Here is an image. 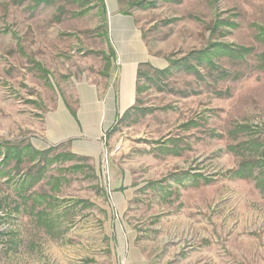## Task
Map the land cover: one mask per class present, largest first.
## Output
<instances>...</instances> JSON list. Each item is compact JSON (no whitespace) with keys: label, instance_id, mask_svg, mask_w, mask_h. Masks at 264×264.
I'll return each mask as SVG.
<instances>
[{"label":"rangeland","instance_id":"obj_1","mask_svg":"<svg viewBox=\"0 0 264 264\" xmlns=\"http://www.w3.org/2000/svg\"><path fill=\"white\" fill-rule=\"evenodd\" d=\"M100 3L0 0V143L35 150L56 101L83 78L103 79L113 46ZM119 3L165 67L142 65L101 163L72 158L65 145L40 150L42 180L24 190L25 173L42 164L0 163V264L81 256L83 225L99 232L105 221L124 222L150 264H264L262 165L241 167L264 161V0ZM215 43L255 53L200 62L196 53ZM112 234L127 253L126 231Z\"/></svg>","mask_w":264,"mask_h":264},{"label":"crops","instance_id":"obj_2","mask_svg":"<svg viewBox=\"0 0 264 264\" xmlns=\"http://www.w3.org/2000/svg\"><path fill=\"white\" fill-rule=\"evenodd\" d=\"M104 1L109 40L113 46L111 54L106 56L108 69L101 73L103 79L97 82L85 78L75 82L71 92L44 114L41 134L38 135L40 145L35 147L38 150L65 145L68 153L101 163L109 147L108 133L118 118L135 103L140 68L145 64L165 67L150 53L134 17L121 11L119 0ZM120 222L105 221L99 232L91 231V223L83 225L85 228L79 232L83 243L81 256L63 257L57 263L150 264L147 255L132 244L133 233L124 222ZM124 230L129 241L127 253L125 245L117 252L112 242V232L115 231L117 237L120 233L123 240ZM96 238H99V244L93 245Z\"/></svg>","mask_w":264,"mask_h":264},{"label":"trees","instance_id":"obj_3","mask_svg":"<svg viewBox=\"0 0 264 264\" xmlns=\"http://www.w3.org/2000/svg\"><path fill=\"white\" fill-rule=\"evenodd\" d=\"M45 1L46 4L49 3L52 0H42V2ZM101 3V5L105 8V2L104 0H99ZM121 3V2H120ZM145 4L143 2L139 3L138 5H142ZM131 5L136 6L137 3L136 2H132ZM128 13V12H125ZM262 32V31H261ZM262 38H264V32L263 33H259ZM213 56L217 55L218 53H220V56H225L226 58H229L230 60H233L234 63H236V61L238 60H245L247 58V56H251L253 55L255 52L253 51V48H249V47H245V46H241V45H234V44H228V43H215L213 45H211V47H208L202 51H199L198 53H196V58L202 62L205 55H210L211 53ZM184 63L186 61H188V58L183 59ZM174 63V62H173ZM175 64V63H174ZM186 69L187 70H195L194 66H189L188 63L186 62ZM213 68H215V66H213ZM224 71V70H223ZM164 72V71H163ZM142 76V71L140 70L138 72V77L141 78ZM224 76H227V74H225ZM252 143H255L252 142ZM258 143H255V145ZM2 147H4V149L2 150ZM3 151V152H2ZM31 154V156H30ZM69 156H71L72 158H78V159H85L84 157L81 156H76V155H72L71 153H68ZM1 155L3 156V160L0 162L4 165H8L9 161L11 159H15L17 158V163H16V168H19L21 166V164L25 161V158L29 156V161L33 163L34 167L38 164H42V167L38 170L37 174H33L32 173V169L30 168V171H28V173H25V175L23 176L22 180V186L20 187L22 190L24 189H28L27 187L31 188L34 187L35 184H37L38 182H40L42 180V176L45 172V167L48 161L47 158V152L45 151H40V150H31V146H24V147H20L19 145H15L12 144L11 142H7V143H0V157ZM257 164H261L262 165V170H263V174H264V161L261 160H255V161H249V162H244L242 164V169H246V167H250L252 165H257ZM243 169V171H244ZM238 176L242 177L241 172L237 173ZM263 176V175H262ZM25 177H27V180H25ZM264 183V179L259 181L260 185H264L262 184ZM263 187V186H262ZM25 200V197H22ZM44 213V212H41ZM39 214V212H38Z\"/></svg>","mask_w":264,"mask_h":264},{"label":"built area","instance_id":"obj_4","mask_svg":"<svg viewBox=\"0 0 264 264\" xmlns=\"http://www.w3.org/2000/svg\"><path fill=\"white\" fill-rule=\"evenodd\" d=\"M104 172H105V171H104ZM105 177H106V175H105ZM107 182H108V180L106 179V182L104 183L106 186H107V184H106Z\"/></svg>","mask_w":264,"mask_h":264}]
</instances>
